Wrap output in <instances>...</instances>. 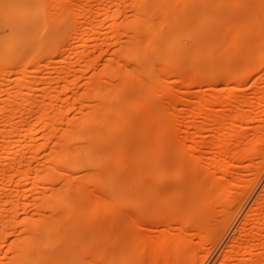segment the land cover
Wrapping results in <instances>:
<instances>
[{
	"label": "bare ground",
	"instance_id": "6f19581e",
	"mask_svg": "<svg viewBox=\"0 0 264 264\" xmlns=\"http://www.w3.org/2000/svg\"><path fill=\"white\" fill-rule=\"evenodd\" d=\"M89 1L83 0L82 3L87 5ZM218 3L224 4V6H215V9L228 13L236 20V23L240 21L241 25L238 26V29H244L248 35L255 33L256 26H259L264 20V0H98L95 11L87 10L88 12H86L84 10L85 14L82 10L80 13H84L83 16L90 14L95 22H105L103 25L105 26L104 32L100 31L97 25L89 28L79 27V29H76L78 31L74 33V45L72 47H69L70 45L66 46L68 45L66 40V44L62 43L64 46L61 44L62 47L53 51L44 50L40 57H33L27 66L25 64L26 67L24 68H22L23 65L18 64L21 69H18L20 72L17 73V82L15 79V84L12 86L14 90L12 87L11 90H13L14 97H16L13 98L17 102L21 99L20 102L23 103V107H20L21 113L29 115L25 119L20 116L24 121H20V124L18 121V124L21 127V122H24L25 125L22 129L18 128V124L15 126L11 121L14 128L17 127L16 130L20 132L19 129H21L22 132L20 135L21 140L17 135L19 133L16 134V131H14L16 137L19 138L16 139L15 135L13 136L17 145L20 140L24 143L22 142V146L20 145V153H17L18 157L16 158L17 155L15 154V158L11 160L10 166L13 165L14 169L5 170V172L9 170L12 172L5 174L4 170L0 168V264H42L46 258L47 264L114 263L112 250L101 245V240L105 244L107 241L109 243L113 239L111 237L113 233L110 234L111 232L108 233L103 230L101 236L98 234L97 236L95 233L102 226L97 225L94 221L96 227L99 226L95 233L93 230L95 228L92 229L89 227L90 225L88 226V221L96 217L97 213L94 210L89 211L85 207V203L91 199L87 192H89V189L94 188L99 192L111 191L110 186L107 184L111 179L110 175H108L107 179L109 181L106 183L99 182L101 175L109 170L108 166L104 164L108 158L101 161L100 157L93 156L90 151L91 142L97 140L100 143V155L104 156L111 152L112 159L119 167L127 171L128 177L134 181V184L137 186L142 185L141 182L145 177L143 172L137 174L133 168L128 167L123 160L122 153L113 150L111 145L115 141L112 133L130 124L133 115V111L131 113L122 110L120 106L121 93L134 85H142L144 75L153 68L156 62L158 64L156 69L171 79V85L181 82L186 91L190 93L191 88L197 85L194 74L178 69L175 61L168 57V52L177 50L178 53H181L179 51V40L183 31L179 28L186 31L189 26L187 16L190 15L194 6L199 4L208 6V4L215 5ZM65 7H67V4ZM70 33L68 32L67 36ZM71 34L73 36V31ZM255 52L258 53L255 55ZM69 53H73L72 58L79 61L77 67L59 63L69 56ZM36 55L38 56L39 53ZM191 60H193V56L189 63H191ZM262 64H264V41L254 49L247 62L242 64V73H259ZM188 66L191 67V65ZM16 67L13 68L14 71L19 68ZM44 71H47L46 75L43 73ZM218 77L227 78L228 76L219 72ZM245 78L239 75L230 80L226 79L225 83H235L237 86L228 88L226 95L231 93V98L223 97L218 100L216 94H210L207 98L200 96L193 102L188 111L189 120L186 118L183 120V123H186L185 130L193 127L196 131L193 136L186 137V144L184 145V149H189L191 152L185 150L184 153H181L186 156V153H188V158L178 153L176 158L180 155L178 159L182 163L187 159L191 172L189 174L186 171L189 174L186 178L197 183L201 193L199 197L196 193L192 194L194 199L192 207L197 210L200 216L195 218L194 224L191 226V232L200 235L199 231H205L206 234H204L201 241L211 245L222 233L223 225L219 223L214 227H210L209 230L211 231L206 230L205 224L207 223L201 221L206 218L208 205L211 202L214 204L225 202L226 204L235 203L239 205L242 202V197L246 195L245 192L243 193L239 189L224 187L220 180H224L226 176H229L225 172L237 166L236 163L238 162L233 160L251 159L264 151L261 150V145H264V116H262L264 106L258 109L257 104L256 107L250 105L251 101L258 100L259 104L264 98V81L250 96L247 93L248 97L242 88L246 82ZM79 81H82V88H78ZM252 83L258 84L260 79L254 78ZM189 97L194 98L193 95ZM190 98L188 99L191 100ZM67 102L71 105H62ZM3 103L5 102L3 101ZM15 104L12 108L14 110H16ZM214 105L221 112L214 113ZM244 107H246V110ZM247 107L249 108L247 109ZM134 112H142L145 115L147 126L159 128L160 131L167 129L165 122L158 124L152 120L150 109L141 110L137 108ZM2 114L5 115L4 112ZM17 114L21 115L20 112ZM201 118L206 121L198 122ZM16 119L13 120L15 122L19 120ZM2 122H6V120ZM256 123L257 126L250 131V139L247 141L248 133L245 134L246 132L242 131ZM7 127L9 128V126ZM8 128L5 129L8 130ZM13 129L11 128L12 131ZM38 132H40L38 134L40 136L36 137L35 133ZM204 132L210 134L209 139L200 138ZM242 135L247 136V138L244 137L248 142L245 148L241 146L244 144ZM174 138L171 141L177 144L178 142ZM3 145L6 146L5 143ZM15 146L13 151L18 152V147L15 149ZM43 147V151L39 150ZM203 148L214 150L217 153L214 158H205L207 161L205 169L199 165V161L203 157ZM37 150L42 154L39 157H36L38 156L36 155ZM25 153L28 155V160L25 161H28L26 163L27 168L20 159L21 157L24 158ZM15 160L16 162L12 164ZM7 162H10V160H7ZM1 163V167L8 168L5 167L4 163V165ZM21 165L24 175L20 174L18 170ZM211 166L215 167V172L212 174L209 173ZM23 168L26 170L24 171ZM180 174L181 170L177 169L173 177H178ZM60 177L63 178L62 181H58ZM241 178L240 175L232 176L229 183L233 186L237 183V187L238 180L243 181ZM71 180H74V182H71ZM81 181L88 182L87 190L81 184ZM128 194L129 192H126V195ZM124 196V192L119 194L122 201L125 198ZM99 204L110 211H116L117 209L108 202ZM161 205L159 207H165V205ZM81 214L82 216H80ZM85 216L91 218L86 220L88 223L85 219L83 220ZM257 216L254 215V217L259 218V215ZM132 218L130 217L132 222L129 221L131 225H143L142 221H138V218L134 217L133 220ZM261 218L263 219V217L260 216V221H264ZM124 219L111 218L117 224L115 228H118L120 223L123 225L121 221ZM245 222L249 226L246 229H241L238 233V239L244 233L248 236L246 253L251 256L252 243L256 241L257 230L259 231L260 227L255 225L253 215L252 218L249 216ZM261 223L263 226L264 222ZM79 224L86 229L84 233L88 232L85 236L89 235L87 239L91 243L92 252L90 251L91 254H86L85 257L74 253L75 229L76 225L78 227ZM87 227L93 231H87L89 230ZM183 227L177 233H161L156 238H146L136 234H132L133 236L130 235L128 238L126 236L122 237H126L128 240L130 238L135 239V242H138L137 245L141 243L154 245L152 248H145L143 251L150 254L149 261H146L148 264H172L173 262L189 264L197 251L190 247V239L182 235L183 229H185ZM102 229L100 232H102ZM82 237L84 242L85 237ZM55 242L60 244L62 251L60 256L63 255L62 258L59 257L61 261H57V257H47L50 247ZM82 245L84 246V244ZM86 248H88L87 244ZM85 251V253H88L87 250ZM235 252V250H229L221 253L223 261H225L224 264H229L234 259ZM258 258H251V262L240 260L236 264H260L261 260L259 261ZM129 259L131 264L145 263V260L139 257L129 255ZM262 262L264 263V259ZM262 262L261 264H263Z\"/></svg>",
	"mask_w": 264,
	"mask_h": 264
},
{
	"label": "rangeland",
	"instance_id": "374dc122",
	"mask_svg": "<svg viewBox=\"0 0 264 264\" xmlns=\"http://www.w3.org/2000/svg\"><path fill=\"white\" fill-rule=\"evenodd\" d=\"M82 2L83 0H0V118L3 119L4 117L3 120H6L7 122H2L3 120L0 119V129H2L0 130V132H2L0 133V163L2 162L1 164L4 163L5 167H8L4 169V167L0 166V168L1 170H4L5 174L12 172L9 170L8 173L7 171L5 172V170H8L9 168L14 169V167H12L13 165L10 166L11 160L15 157L17 158L20 153V145L22 146L21 143L23 142L21 141L22 138L20 136L22 133L21 129L22 127H25L24 122H21V127L19 124L20 121H24L22 118L25 119V117H28L29 115L21 113L20 110L23 107V103L21 104L20 102L21 99L18 100V102L14 99L16 97H14V88L12 86L15 84V79L17 82V73L20 72L18 69H21L22 65V68L26 67L33 57H40L44 50L53 51L56 50V48L62 47L66 40L68 43L66 46L70 45L69 47H72L74 45V33L78 31L76 29H79V27L89 28L97 25L99 26V30L104 32L105 26L103 25L105 22H95V19H92L90 14L83 16L85 13L84 10L88 12L89 10L95 11L97 9L98 0H90L87 5ZM64 4L65 6L67 4V7H65ZM215 6L222 7L224 4H208V6L199 4L194 6L190 15L187 16L189 26L186 31L179 28V30L183 31L180 34L179 40V51L181 53H178L177 50H171L168 52V57L175 61L178 69L194 74L197 85L191 88L190 93L186 91L181 82L171 85V79L156 69L158 65L157 62L153 65V68L144 75L142 85H134L121 93L120 106L122 110L131 113L133 111V115L130 124L112 133L115 141L111 143V145L113 150L122 153L123 160L128 167L133 168L137 174L143 172L145 177L141 182L142 187L140 185H135L134 181L128 177L127 171L116 164L111 157V152L102 156L100 155V143H98L97 140H92L91 142L90 151L93 156L100 157L101 161L108 158L105 163L100 162L108 166L109 170L101 175L99 182L106 183L109 181L107 177L110 175L111 179L107 184L110 186L111 191L99 192L96 188L89 189V192L87 193L90 195L91 199L85 203V207H87L89 211L94 210L97 213V216L94 217L95 219L87 218L85 216L83 217V220L85 219L86 221L87 219H91L88 221L89 223L86 222L88 223V226L90 225V228H95L93 229L94 233L97 231V227L102 226L101 228H98V230H100L95 233L96 235L98 234L101 236L104 231L108 233L111 232L110 234L113 233L111 235L113 239L109 238L111 241L109 243L107 241L106 244L101 240V245L104 248L112 250L114 263L116 264H131V260H128L129 255L144 259V264H148L146 261H149L150 259V254L144 253L143 251L145 248H152L154 246L153 244L144 245L141 243L140 245H137L138 242L136 243L135 239L130 238L128 240L126 237L128 238V236L136 234L146 238H156L161 233H177L181 230L182 226L185 228L183 229L182 235L187 239H190V247L197 251L196 255L190 261L191 264H224L225 261H223L221 253L229 250L236 251L234 259L230 262L231 264H236L240 260L251 262L250 260L253 257H259L258 260H261V264L264 259V224L262 226L261 223L264 221H260V216L263 217V219H261L264 220V151H261L262 154L251 158L253 159L252 161L249 158H243L239 161L233 160L238 162L236 163L237 166L225 172L229 176H226L224 180H220L224 187L227 186L232 187L233 189H239L241 192H245L246 195L242 197V202L239 205L235 203L226 204L225 202L220 204H214L211 202L208 205L206 218L201 221L202 223L203 221L207 223L205 224L206 230H209L210 227H214L219 223L223 225L222 233L216 239L214 244L211 245L210 243H203L201 241L204 234H206L205 231H199L200 235L191 232V226L194 224L195 218L200 216V214L197 213V210L192 207L194 203L192 194L196 193L199 197V194L201 193L200 187H198L197 183L186 178L191 172L187 159L183 163L178 159L180 155L186 156L185 154H181L186 150L184 149L186 137L190 135L193 136L196 131L193 127L189 130H185L186 123H183V120L184 118H189L188 111L193 105V102L200 96L207 98L210 94H216L218 100L223 97L231 98V93L226 95V92L230 86H236V84L225 83L226 79L230 80L239 75L242 78L246 77L248 80L245 78L246 82L242 88L246 92L245 95L249 93V96L253 91L258 89L264 81V73L253 72L246 74L242 73L241 70L242 64L247 62L254 49H256L257 46L259 47L260 43L264 41V20L259 26H256L255 33L248 35L244 29H238V26L241 25L240 21L236 23V20L228 13L216 10ZM82 10L84 11V13L82 12L83 14L80 13ZM72 31L73 36L71 34ZM68 32H71V36L68 34L70 37L69 39L67 36ZM65 37L66 39H64ZM37 49L39 50L37 51ZM38 53L39 55L37 56L36 54ZM257 53L258 52H255V55ZM21 54L23 55L22 57L20 56ZM72 56L73 53H69V56L61 60L59 63L62 65L69 64L72 67H77L79 61L73 59ZM192 56L193 60L189 63ZM16 58L19 59L16 60ZM19 63L21 64L20 67L18 66ZM188 65H191V67ZM13 66L19 67H16V72L14 71L13 68L15 67ZM46 72L47 71H44L43 73L46 75ZM219 72L227 74L229 78L218 77ZM254 78L260 79V83L253 84L252 82ZM82 86V81H79L78 88H82ZM11 87L13 90H11ZM192 95L194 98L191 99L189 96ZM10 100L11 102L14 100L13 102L17 104L13 102L11 103ZM263 100L264 98L259 104L258 100H254V102L251 101L250 105H253V107L258 105L257 108L260 109L261 106H264ZM3 101L5 103H3ZM14 104L16 105V110L12 109L14 108ZM62 105L69 106L71 103L67 102ZM137 108H140L141 110L150 109L152 112L150 115L152 120L158 124H163L165 122L167 129L160 131L159 128H151L147 126V118L145 115L142 112H134ZM248 108L249 107H247V109ZM213 109V111H215L214 113L218 111L221 112L216 105L213 106ZM244 109L246 110V107H244ZM11 111L14 112L12 113ZM1 112H4L5 115ZM16 112H20L21 115ZM20 116L22 118H20ZM262 116H264V114ZM15 118L19 120L16 119L17 121L15 122ZM11 121L15 126H17L19 121L18 128H21L19 129L20 132L16 130L18 129L17 127L14 128ZM205 121L204 118H201L198 122ZM7 126H9V128ZM255 126H257V123L252 127L243 129L242 132H246L245 134L248 133V138L247 136L242 135V142L244 143H241L242 148L247 147V141L250 139V131H252ZM5 128H8V130ZM11 128H14L13 131ZM11 131H16V134L19 133L17 135L21 138V142L19 141L18 145L16 139L19 138H17L18 136L16 137L15 132L12 134ZM39 133L40 132L37 134L35 133V136L39 137ZM209 135V133L204 132L200 138L209 139ZM13 136L16 137V139ZM173 137H175L174 139L178 142V145L172 143L171 139ZM244 137L247 138V141ZM4 143L6 146L10 143L13 145L10 144V146L6 147L3 145ZM1 145L3 148L2 150ZM14 146L15 149L18 147V152H15L16 150L13 151ZM261 146V150H264V145ZM42 149L44 150V147L39 150ZM39 150L36 151V155H38L36 157L42 155ZM186 151L189 153L191 152L189 149ZM177 153L180 154L178 158H176L178 156ZM15 154L17 156H15ZM186 154V157L188 158V153ZM202 154L203 157L200 159L199 165L205 169L207 165L205 158H214L217 153L214 150L203 148ZM24 155V158L21 157L20 159L25 168H27L26 163L28 161H25L28 160V155L27 153ZM7 160H10V162H7ZM15 162L16 160L12 164ZM8 164L9 166H7ZM163 169L164 171L166 170L165 173ZM177 169L181 170V174L178 177H173L177 172ZM18 170L20 171V174L24 175L22 165ZM25 170L26 169H24V171ZM186 171H188L189 174ZM158 172L162 176H159ZM214 172L215 167L211 166L209 168V173L212 174ZM238 175H240V178L243 177L241 178L243 181H239V179L238 186L236 187L237 183L233 186V184H230L229 182L231 181L232 176ZM62 180L63 178L60 177L58 181ZM71 182H74V180H71ZM81 184L86 190L88 189V182L81 181ZM134 185L135 187H133ZM123 192L125 193V198L123 199L124 202L119 198V194H122ZM126 192H129V194L126 195ZM98 202H108L109 204L114 205L117 209L116 211H110L108 208L101 206ZM161 204L165 205V207H159ZM256 205L261 207L258 208ZM250 211L253 212L251 213ZM252 215L255 225L260 228L259 231L257 230L256 241L252 243V255L249 256L246 253L248 236L244 233L241 234L238 239V233L242 228L246 229L249 226L245 221L248 220L249 216L252 218ZM254 215H259V218H257L258 216L254 217ZM80 216H82V214ZM113 217L125 218L121 221L123 225L120 223L118 225L119 227L115 228L117 224L111 220ZM130 217H133L132 220L134 217L136 219L138 218V221H142L141 223H143L144 226L131 225L130 222L132 221L130 220ZM94 221L97 225H100L96 227ZM80 225L81 224H79L78 227L76 225L75 229L76 235L73 244L74 253L75 255L85 257L86 254L89 255L91 251V243H89L87 239L89 235L85 236L88 232L84 233L86 229L84 226L82 227V225ZM89 227L87 228L89 229ZM101 229L102 232H100ZM93 230L89 229L87 231ZM82 236L85 237L84 242ZM122 236L126 237L123 238ZM81 243L84 244V246ZM86 244L88 248H86ZM80 248L81 250H79ZM85 250H87L88 253H85ZM61 253L62 251L59 242H55L50 247L47 257H57V261H61L59 258L63 257V255L60 256ZM80 259L82 258L80 257ZM46 260L47 258L42 264H47ZM172 264L178 263L173 262Z\"/></svg>",
	"mask_w": 264,
	"mask_h": 264
},
{
	"label": "snow or ice",
	"instance_id": "6c2138e0",
	"mask_svg": "<svg viewBox=\"0 0 264 264\" xmlns=\"http://www.w3.org/2000/svg\"><path fill=\"white\" fill-rule=\"evenodd\" d=\"M260 73H264V64L261 65L260 69H259Z\"/></svg>",
	"mask_w": 264,
	"mask_h": 264
}]
</instances>
